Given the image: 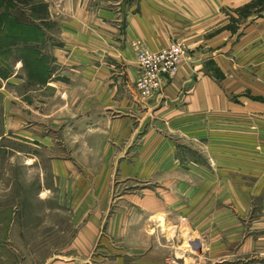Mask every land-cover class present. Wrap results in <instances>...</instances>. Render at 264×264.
Instances as JSON below:
<instances>
[{"label":"crops","instance_id":"0c3cea01","mask_svg":"<svg viewBox=\"0 0 264 264\" xmlns=\"http://www.w3.org/2000/svg\"><path fill=\"white\" fill-rule=\"evenodd\" d=\"M53 3L62 6L58 17L70 22L64 23L61 42L57 40L60 46L51 52L46 51L51 41L44 30L43 41L33 45L39 58L46 60L45 67L33 77L39 83L34 92L40 99V121L37 127L30 119L32 114L21 116L8 110L4 132L9 135L7 150L23 156L26 171L31 172V166L39 162L40 193L47 198L56 196L55 213H62V217L69 214L71 245L84 249L75 250L80 254L62 260V264H74L78 257H94L97 244L106 264H171L173 253L169 251L183 237L181 231L171 236L176 228L210 227L206 222L208 208L194 206L200 199L208 202L207 197L219 196L222 202L226 196L239 202L243 197V205H238L249 210L255 196L264 195V175L249 171L241 186L234 180L223 181L225 177L218 181L219 172L210 174L215 183L209 181L206 171L177 170L176 142L153 134L154 130H180L202 139L210 126L222 138L232 139V134L243 131L252 140L251 149L262 150L257 156H247L246 161L264 162V0ZM173 41L183 45L187 53L179 73L160 94L140 98L135 90L137 53L142 49L159 51ZM14 47L10 54L23 49L22 45ZM52 64L58 67L56 73ZM48 90L61 101L54 112L47 107L51 98ZM30 93H23L25 111L33 105ZM68 100L71 104L66 108ZM13 103L11 95L7 105L12 107ZM49 114L58 116L50 123L56 134L48 131ZM63 130L70 136L62 140ZM80 131L87 132L81 137H88L82 147L78 146ZM129 138L140 142L147 138L144 145L149 149L145 152L141 145L143 150L131 162L126 152ZM32 150L39 151L38 162L28 158ZM217 150L211 158L214 162L241 163V156L225 157L228 151L223 146ZM192 158L179 160L185 165L198 163ZM117 180H135L142 185L133 194L126 191L116 196ZM111 209L115 214H109ZM2 210L6 209L0 205V214ZM144 212L152 214H145V219ZM7 213L1 220L8 224L14 220V212ZM150 217L154 218L152 228L145 231ZM252 237L239 245L237 255L245 256L254 246L264 244V239ZM186 240H194L200 248L204 243L199 237L188 236Z\"/></svg>","mask_w":264,"mask_h":264},{"label":"rangeland","instance_id":"374dc122","mask_svg":"<svg viewBox=\"0 0 264 264\" xmlns=\"http://www.w3.org/2000/svg\"><path fill=\"white\" fill-rule=\"evenodd\" d=\"M9 1L12 7L10 13L13 16L22 23L38 26L46 32L48 38L50 37L51 42L48 40V43H50L49 47L47 45L48 50H46L48 53L51 52V49L60 46L61 41L59 39H62L61 30L64 27V23L70 22V19H63L61 16L58 17L57 11L62 7L61 5L52 4V0H48V3L45 0ZM66 6L71 7V4H67ZM18 48L21 47H14V49ZM23 59H25L23 49L14 51L11 54H0V77H2V81L0 80V205H3L4 209H6L2 210L0 214V264H62V260L72 259L73 256L77 257L76 254H80L75 250L81 251L84 249L82 248L80 250L75 248L74 245H71L73 228H69L71 222L68 219L69 214L63 213L62 217V213H55L54 208L57 207L56 196L47 198L40 193L39 151L32 150L30 153L31 157L28 158H32L38 163L31 166V172L26 171L27 169L25 170L23 165V156L8 152L7 141L9 140V135H4L8 110L12 111L15 115L23 116L25 112H28L30 115L32 114L30 119L35 125L39 124L40 121L38 115L40 99L34 92V90L38 89L35 85H39V83L33 79L36 73L28 67ZM52 68L54 73H56L58 67L52 64ZM66 72L69 73L70 71L67 69ZM7 77L10 78L8 80L3 79ZM26 92H31L28 96H31L33 99L32 108L27 111L24 108L26 101L23 95ZM11 95L16 102L13 103L12 107L7 105V99ZM52 95L51 91L48 90V97L51 98H48L47 107L49 111L54 112L61 106V101L59 99L55 100ZM79 102H82V100ZM69 103L71 104L70 100L65 105L66 108L70 107ZM84 103L86 104L87 100ZM35 109L37 110V114L34 113ZM48 116V131L56 134L53 131L54 128H50V123L54 122L58 116L54 114H49ZM26 117L27 119L29 118L28 116ZM36 126L38 127V125ZM35 130L39 132L38 129ZM86 133L80 131L78 146L82 147L83 141L87 140V136L81 137V135H86ZM155 133L171 137L176 142L174 153L177 161V170H190V168H193L194 170L206 171L209 174V181L211 182H215V180H212L210 174L216 176V172H219L221 174L217 176L218 181L222 177H225L226 179L223 181L234 180V184L239 182L241 186L243 182H246L249 171L264 175V162L254 163L246 161L247 156H253L254 153L257 156L261 154L259 152L262 150L260 147L254 150L253 148L251 149V144H253L252 140L248 137L249 134L243 131L232 134L234 136L232 139L228 136L222 138L216 129L210 126L206 133H204V138L202 139L191 137L188 135L189 133L183 132V134L180 130L174 132H159L154 130L153 134ZM60 135L62 136V140L63 137L70 136V134L65 133V130ZM259 135L260 133H256L257 138L262 139ZM137 138L139 139L140 137L138 136ZM136 140L129 138L127 142L126 152L129 162L138 153H141L143 148H146L144 144L147 138H144L141 142ZM136 143L138 144L136 145ZM141 145H144V147L141 148ZM221 146L228 151V154L225 153V157L227 155H233L235 157L241 156V163L227 164L219 161L214 162L211 158L216 156V151ZM237 146L239 147L237 148ZM16 148L18 149L20 147ZM147 150L149 149H145V152ZM231 151L233 152L232 154ZM44 157L46 158V156ZM186 157L188 159L195 157L198 163H187L185 165L180 162L179 159H185ZM191 158L189 159L190 161L193 159ZM243 161L246 162L244 163ZM114 185L115 195L118 196L124 194L126 191L133 194L137 187L142 184L135 180H117ZM224 197L225 199L223 198L222 202L219 196L207 197L208 202H204L202 198L200 199L202 204L199 200L196 205H194L195 197H193L192 205L195 208H199V210L200 208L203 210L204 207L206 209L208 208L209 217L206 222H208L210 227L200 229L194 226L192 228L185 227L187 229L176 228L174 234H171V236L178 235L181 231L183 237L180 238V241H176L173 251H169V253H173V256L170 258L171 264H264V244L262 243L256 247L254 246L253 250H248L245 256L237 255L236 253L238 247L241 246V243L245 242L248 236H253L252 238L259 241L264 239V195H260V197L255 196L253 205L249 210L247 208L245 210L241 208L244 203L242 200L243 197H240L239 202H231V199L228 200L226 196ZM238 203L242 205L240 206ZM7 212L10 214L14 212V220L8 224L1 220L4 215L8 214ZM114 212L115 209H111L109 214H115ZM116 213L118 214L119 212ZM147 213L144 212L145 219V214ZM151 214L148 213L147 215L151 216ZM153 219L152 217L149 218L147 222L148 227L145 226V231H150L153 225ZM155 219L158 218L155 217ZM161 225H164L163 220L161 221ZM239 230L241 232L240 234H238ZM188 236H191L192 239L199 237L204 242L203 246L201 245L200 248V244L194 240L192 243H188L186 240ZM235 239L238 241L235 242ZM98 246L97 244L93 249L94 257H90V259L78 257L79 259H74L73 263L106 264L107 260L103 259L102 250L98 252ZM167 246L166 248L171 247Z\"/></svg>","mask_w":264,"mask_h":264},{"label":"built area","instance_id":"2783aa9c","mask_svg":"<svg viewBox=\"0 0 264 264\" xmlns=\"http://www.w3.org/2000/svg\"><path fill=\"white\" fill-rule=\"evenodd\" d=\"M186 57L185 48L176 41L159 51L140 50L136 57L138 77L135 83L140 98L147 99L160 94L179 73Z\"/></svg>","mask_w":264,"mask_h":264},{"label":"trees","instance_id":"16d2710c","mask_svg":"<svg viewBox=\"0 0 264 264\" xmlns=\"http://www.w3.org/2000/svg\"><path fill=\"white\" fill-rule=\"evenodd\" d=\"M9 0H0V54L11 52L14 46H23L28 67L38 74L40 67H45V58H39V51L34 49V44H39L45 38L43 31L36 25L20 22L11 11Z\"/></svg>","mask_w":264,"mask_h":264}]
</instances>
